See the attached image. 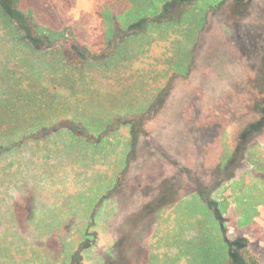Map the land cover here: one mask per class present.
Wrapping results in <instances>:
<instances>
[{
	"label": "rangeland",
	"instance_id": "obj_1",
	"mask_svg": "<svg viewBox=\"0 0 264 264\" xmlns=\"http://www.w3.org/2000/svg\"><path fill=\"white\" fill-rule=\"evenodd\" d=\"M17 3L37 40L0 8V75H56L51 46L77 42L104 99L0 141V264H264V127L238 150L264 107V0L152 22L170 0Z\"/></svg>",
	"mask_w": 264,
	"mask_h": 264
},
{
	"label": "trees",
	"instance_id": "obj_2",
	"mask_svg": "<svg viewBox=\"0 0 264 264\" xmlns=\"http://www.w3.org/2000/svg\"><path fill=\"white\" fill-rule=\"evenodd\" d=\"M192 1L194 0H170L169 5H165L159 15L145 20L149 22L176 20L175 16L190 8L189 5ZM248 2L244 1V4L248 6ZM12 3L15 4V7L18 4L17 0H0L2 14L6 16L7 21H15L18 36L26 35L25 37L30 38V41L37 40L29 33L30 28L27 26L26 17L19 13L15 7H12ZM131 30L127 33L131 34L136 31L135 29ZM40 32L38 29V34L42 35ZM24 33L25 35H23ZM124 36L128 35L122 34V40L125 38ZM50 49L52 57L55 55L59 57L56 68L62 65L58 74L47 78L40 76L43 78L41 79L35 75L17 73V71L14 74L8 69L4 70L6 72L3 75H0V141L25 131L46 129L50 123L65 116L77 117L81 114L91 113L99 108L98 105L104 99L100 86L97 85L98 81L93 78L90 72L93 65H99L105 59L96 60L97 56L88 54L77 42H61L52 45ZM68 69L70 72L61 74L62 71ZM171 76L175 77L176 75L174 73ZM157 109L149 106L139 114L137 121L136 119L129 121L135 138L143 132L147 118ZM259 109L262 115L246 126L241 134L242 141L238 150L242 149L246 152L248 148H251L252 145H249V141L252 136L264 127V107L261 106ZM162 197L163 195L157 200V203L162 201ZM158 205H154V208ZM148 208L153 207L148 206L145 210ZM232 246L230 256L233 263L237 257L236 250L240 248V245L232 244ZM243 251L245 258V261L241 259L243 264H257L256 260L249 259V249L243 247Z\"/></svg>",
	"mask_w": 264,
	"mask_h": 264
},
{
	"label": "flooded vegetation",
	"instance_id": "obj_3",
	"mask_svg": "<svg viewBox=\"0 0 264 264\" xmlns=\"http://www.w3.org/2000/svg\"><path fill=\"white\" fill-rule=\"evenodd\" d=\"M133 134V133H132ZM172 195H173V193L171 194V195H168V194H164L163 195V197H162V201H167L169 198H170V200H172L173 198H172ZM165 203V202H164ZM157 207H155V209H156ZM154 209V206H153V208H148L147 210H146V212H148L149 214H152L153 213V211L155 210ZM157 210V209H156ZM155 210V211H156Z\"/></svg>",
	"mask_w": 264,
	"mask_h": 264
}]
</instances>
